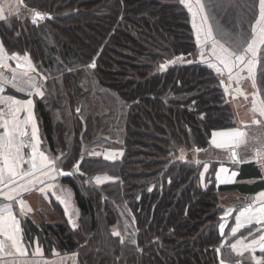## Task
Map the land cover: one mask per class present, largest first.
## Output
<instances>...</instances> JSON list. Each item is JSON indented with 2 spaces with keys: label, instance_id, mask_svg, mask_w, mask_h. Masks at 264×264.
Wrapping results in <instances>:
<instances>
[{
  "label": "trees",
  "instance_id": "obj_1",
  "mask_svg": "<svg viewBox=\"0 0 264 264\" xmlns=\"http://www.w3.org/2000/svg\"><path fill=\"white\" fill-rule=\"evenodd\" d=\"M215 2L221 6L210 21L214 34L219 27L233 35L249 32L257 0H238L240 7ZM22 4L25 14L7 18L10 28L0 23V40L9 54H30L37 72L48 77L45 98L34 97L44 143L55 155H70L66 170L87 145L84 177L62 178L74 191L79 227L64 220L35 224L28 218L26 235L37 236L47 253L53 247L77 252L76 264H218L213 249L225 240L219 225L226 210L220 192L228 186L217 184L218 163L202 155L211 146L212 132L235 126V116L220 78L199 62L187 7L179 0ZM32 9L53 19L33 25ZM217 38L227 43V37ZM170 59L177 62L157 73ZM93 61L94 70L88 67ZM257 75L259 84V69ZM260 94L264 99V91ZM109 146L119 147L123 156L88 155L90 148ZM181 148L190 160L208 163L202 181L203 163L171 162ZM195 148L202 151L193 156ZM97 175L113 177L99 185L102 191L85 182ZM113 231L136 232L143 255L131 245L122 247ZM228 251L225 246L222 255Z\"/></svg>",
  "mask_w": 264,
  "mask_h": 264
},
{
  "label": "snow or ice",
  "instance_id": "obj_2",
  "mask_svg": "<svg viewBox=\"0 0 264 264\" xmlns=\"http://www.w3.org/2000/svg\"><path fill=\"white\" fill-rule=\"evenodd\" d=\"M223 3L228 7H240L238 0H223ZM179 4L187 7L194 18L199 16V25L193 23V27L196 28L197 45L200 48L199 62L211 69L216 76L221 77L219 80L221 85H225L224 77L226 75L229 83L225 85L224 92L229 96L233 95V91L236 95H244L239 87L233 90L231 82L239 85L241 81L249 80L251 87L256 90L252 93V124L264 125V99H259L260 92L264 91V0H257L254 5H251L255 14L248 33L241 31L233 35L225 32L222 27L217 29L219 36L227 37L226 44L217 38V34H214V24L210 22L211 17L215 15L216 8L221 5H218L215 0H195L194 11L191 0H179ZM8 7L11 11L12 6ZM243 7L247 8L249 5ZM51 19L53 17L50 13L31 10L33 25H39L40 22ZM0 23L11 27L4 14L3 5H0ZM18 35L19 33H17ZM177 59L185 62L183 57ZM177 59H170L160 64L158 70H164L169 65L175 64ZM9 61H15L16 67L13 68ZM186 62L193 63L194 61ZM88 67L94 70L96 68L95 61ZM18 69L22 71L18 72ZM67 71L70 72L72 69L69 68ZM245 72L246 76L241 75ZM47 79V75L37 72L30 54L25 53L23 56L20 53L8 54L3 40H0V264H37L34 259H28L29 247L24 241V229L21 227V220L32 211L25 200L26 193L38 191L45 199L51 194L57 201L65 205L68 221L72 228L79 227L76 222L79 212L75 209L71 213L68 212L70 193L61 186L60 178L84 177L85 173L81 170L84 153L81 152L79 158L75 159L66 171L64 162L71 158L69 154L63 151H59L57 155L46 154L45 151H40L39 147L42 141L35 117L33 97H38L41 100L45 98L44 82ZM10 90L22 93L26 98L19 99L16 95L6 94ZM247 98L245 96V99ZM75 111L81 113V108L78 107ZM257 114L261 119L256 118ZM80 119L83 120L82 115ZM201 119H204L203 114H201ZM189 131L191 130L189 129ZM217 136L227 139L217 142ZM245 137L246 133L240 129L214 132L212 143L217 148L231 149L232 162L240 164L244 161L238 156L235 148L246 143ZM25 149H29V153L26 154ZM200 151L202 149L195 148L192 155L195 156ZM254 151L255 159L264 166V147ZM88 155H103L105 159L114 160L123 156V150L107 154L93 150ZM169 155L171 156L173 153L170 152ZM177 161L185 164L203 163V172L200 174L201 181L203 174L208 172L207 162L190 160L182 148L175 161L171 162ZM227 171L228 169L224 167L219 169L218 181L229 182L221 179V174ZM237 175L238 172H231V178ZM112 179L113 177L108 175H97L94 177V183L102 185ZM85 182L92 183L93 178L89 177ZM171 182V178H169L168 183L171 184ZM14 209L16 210L14 211ZM234 211H236L234 208L226 209L220 219L225 220ZM185 215H187V211ZM224 227V224L219 225L221 236L224 235ZM242 228L247 229L246 236L242 235L234 243L224 240L213 249L218 264H264V191L260 192L256 199L240 206L238 214L235 216V226L231 228V236L235 237ZM111 235L119 238L122 247L131 245L137 255H143L144 249L139 246L136 232H127L126 235H122L120 231H113ZM225 246L229 251L226 255H222L221 250ZM257 251L261 254L260 256L256 255ZM232 253H235V258ZM41 254L37 242L32 255L36 257Z\"/></svg>",
  "mask_w": 264,
  "mask_h": 264
},
{
  "label": "crops",
  "instance_id": "obj_3",
  "mask_svg": "<svg viewBox=\"0 0 264 264\" xmlns=\"http://www.w3.org/2000/svg\"><path fill=\"white\" fill-rule=\"evenodd\" d=\"M191 2L195 4V0H191ZM22 13H25V11H23ZM4 14H5V10H4ZM191 17L193 18L192 13H191ZM9 63L11 65H16L15 61H9ZM241 75L246 76L247 73L245 72L242 73ZM219 78L221 79V77ZM224 80H225V85H227L229 81L227 80L226 75L224 77ZM225 85H221L223 89ZM231 87L232 89L234 88L233 90L239 87L241 91L244 93V95H236L235 91H233V95L231 96L226 94L227 100L232 104L233 107V111L235 115V126L225 129L214 130L211 135V149L209 148L207 153L210 152L211 154V156L208 159L210 160L215 159V161L220 163L218 165L219 166L218 169L215 171L216 172L215 176H217V173H219V169L221 167L228 168L226 174L225 173L221 174V179L228 180L229 182L221 183L220 181H218V184L228 186V188L223 190V192H220L221 201L225 206V208L236 209V211L232 213L233 219H229L226 226L224 227L225 240L231 239L230 243H234L242 235L244 236L247 235V229L242 228L239 231L238 237L231 236V228L235 226V216L238 214V211L240 209V207H237V205H239L240 203L241 205L247 204L249 201L256 199L260 192L264 191V166H262L260 163L257 162V160L255 159V151H254L257 148L264 147V125L252 124V119H253L252 93L256 90L251 87V82L249 80H243L240 82L239 85H237L235 82H231ZM6 94L16 95L17 98L19 99L26 98L24 94L21 93L22 95H24L21 96L17 94L14 90L7 91ZM245 96H247L248 98L245 99ZM259 99H262L261 94H259ZM35 117L38 124L40 138L44 144L42 130L36 112H35ZM256 118L261 119L258 116V114ZM232 129H240L241 131H244L246 133V137H245L246 143H242L238 147H236L238 156L244 161L240 164H234L232 162L231 149L217 148L215 144L212 143L214 132H221ZM225 139L227 138H222L219 136L216 137L217 142H223ZM39 147H40V151H45L46 154H48L46 149L42 148V143L40 144ZM24 151L27 154L29 153L30 150L25 149ZM232 171L238 172V175L234 178H231ZM60 184L70 193L68 212L71 213L72 210L75 209L76 211L79 212V217H80V211L77 206V202L75 200V194L73 189L70 187L69 184L62 182V180H60ZM25 200L28 206L32 209V211L28 213L21 220V227L23 229H24L23 221L27 220L28 218L31 219L35 224H41L44 221L46 222L48 221L50 223L61 222L63 220L68 221V215L66 214L65 211V205L57 201L55 197L52 196L51 194H49L48 198L45 199L38 191H32L30 193L25 194ZM15 210L16 209H14V211ZM224 221L225 220H223V223ZM76 222L78 224V218L76 219ZM229 224H232L233 226H230ZM30 240L31 243H29ZM24 241L25 243L28 244L29 247L28 259L29 260L34 259L37 262V264H69V263L76 264L77 263V252H63L53 247L52 251L47 253L43 243L40 242L39 238L37 236L30 238L28 235H26L25 229H24ZM37 242L42 254L40 256L33 257L32 253L35 250ZM256 255L260 256L261 254L259 253V251H257Z\"/></svg>",
  "mask_w": 264,
  "mask_h": 264
},
{
  "label": "rangeland",
  "instance_id": "obj_4",
  "mask_svg": "<svg viewBox=\"0 0 264 264\" xmlns=\"http://www.w3.org/2000/svg\"><path fill=\"white\" fill-rule=\"evenodd\" d=\"M0 5H3L4 6V10H5V16H6V18H8V17H10V16H14V15H20L23 11H25V9H24V6L22 5V3H21V1L20 0H0ZM9 5H11L12 6V10L10 11L9 10ZM192 5H193V10L195 11V7H196V5L192 2ZM29 15L31 14V13H28ZM191 14V13H190ZM192 22L194 23H196L197 25H199V16H196L195 18L193 17L192 18ZM187 59H189V58H187ZM21 94V93H20ZM262 97V96H261ZM263 99V98H262ZM211 143V142H210ZM45 144V143H44ZM43 144V142H42V148H45L46 149V151H47V153L48 154H51V155H55V154H53V153H51L50 152V150L47 148V146H46V144L44 145ZM87 146V145H86ZM100 148H102L101 146H99ZM100 148H90V151H92V150H95V151H101L100 150ZM106 149V151L105 150H103V151H101V152H103V153H105V154H107L108 152H118V149H119V147H115V146H109L108 148L107 147H105ZM210 149H211V146H210ZM208 151V150H207ZM103 156V155H102ZM211 156V154H210V152H206L205 153V155H202V158L203 159H208L209 157ZM104 157V156H103ZM215 159H213V160H211L212 162L214 161ZM214 162H216V163H218L217 161H214ZM212 165V168H213V163H211ZM220 163H218V165H219ZM218 167L219 166H216V170L218 169ZM226 169H228V168H226ZM227 172H225V174H226ZM215 174H216V172H215ZM215 174H214V178H217V176H215ZM216 182H217V184H218V179H216ZM229 219H233V216L231 215V216H228V217H226L225 218V221H224V223H223V221L221 222V224L223 223L225 226H226V224H227V222H228V220ZM78 222H80V217H78ZM230 226H233L232 224H229ZM238 235H239V232L236 234V236L238 237Z\"/></svg>",
  "mask_w": 264,
  "mask_h": 264
},
{
  "label": "water",
  "instance_id": "obj_5",
  "mask_svg": "<svg viewBox=\"0 0 264 264\" xmlns=\"http://www.w3.org/2000/svg\"><path fill=\"white\" fill-rule=\"evenodd\" d=\"M157 73H159V70L157 69V71H156ZM235 151L237 152V149H235ZM82 152L85 154V153H87V146H86V144H84L83 145V147H82ZM238 154V153H237ZM66 170V169H65ZM67 171V170H66ZM91 178H93V176H90ZM62 178H66V177H62ZM62 178H60V180L62 179ZM89 178V177H88ZM87 178V179H88ZM87 186L89 187V188H95V189H97V190H99V191H102L101 190V187L99 186V185H96L95 183H94V179H93V182L92 183H87ZM238 206H241V203L239 204V205H237V207Z\"/></svg>",
  "mask_w": 264,
  "mask_h": 264
}]
</instances>
